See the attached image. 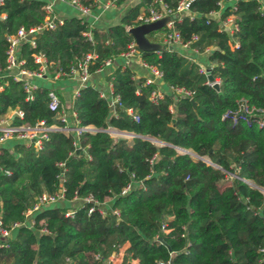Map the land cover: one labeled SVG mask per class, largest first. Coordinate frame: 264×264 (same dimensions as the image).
<instances>
[{
  "label": "trees",
  "instance_id": "obj_1",
  "mask_svg": "<svg viewBox=\"0 0 264 264\" xmlns=\"http://www.w3.org/2000/svg\"><path fill=\"white\" fill-rule=\"evenodd\" d=\"M78 1L91 9L96 5ZM178 2L140 0L106 30L90 27L82 17H66L56 28L35 34L33 47L19 45L17 59L28 71L37 69L34 53L45 57L51 76L57 70L70 75L90 53L87 73L92 74L126 50L133 41L127 29L139 25V17L163 5L180 42L196 36L190 47L208 50L210 74L219 83L218 90L205 84L197 64L173 49L138 50L166 86L182 87L190 98L169 92L152 102L156 83L135 78L127 65L118 64L107 76L118 98L113 110L91 85L82 86L71 101L78 125L95 129L79 134L78 151L72 134L56 129L47 132L39 150L19 142L2 146L0 224L9 235L0 238V264H62L65 258L104 264L125 243L119 264H259L264 257L258 251L264 247V197L257 189L264 184V126H257L264 118V2L188 0L183 14L177 12ZM43 4L3 0L0 6L5 14L0 20V118L20 110L13 123L42 120L62 126L46 106L50 89L37 86L25 99L22 82L5 70L6 37L19 26L40 24ZM228 15L237 26L230 34L219 28ZM169 31L163 26L146 38L162 44ZM241 102L251 112L237 113L232 122L227 112ZM108 129L134 136L114 138ZM58 163H63L62 181ZM225 179L229 184L222 187ZM127 183L130 188L120 194ZM60 187L63 198L41 206L30 215L31 226L25 225L23 212L35 198ZM74 197L107 200L109 207L100 213L92 202H82L65 216Z\"/></svg>",
  "mask_w": 264,
  "mask_h": 264
},
{
  "label": "built area",
  "instance_id": "obj_2",
  "mask_svg": "<svg viewBox=\"0 0 264 264\" xmlns=\"http://www.w3.org/2000/svg\"><path fill=\"white\" fill-rule=\"evenodd\" d=\"M54 1L65 2L71 5L73 8L76 9L79 15L84 18L89 14V11H90V8L88 6L81 5V3L78 0H46L44 1V4H43L44 14H43L42 22L40 24L29 27L27 29L22 26H19L13 34L6 37L7 46L5 50V70L8 71V74L11 75L12 79L22 82V88L27 94L25 99L31 98V91L35 88L34 85H32L30 82L31 78H42V77H46L48 75L51 76V75H50V72L48 71L49 63L45 60V57L41 53L32 54V60L34 63L37 64L36 70L28 71L22 68L21 65L23 64V61L17 59V55H16L17 49L19 45L23 42H28L29 45L33 47L34 46L33 37L35 34L40 33L43 30H52L62 24V19L56 16L55 13L53 12L52 3ZM228 1L232 3L235 0H228ZM257 1L261 3L264 2V0H257ZM2 4H3V0H0V6H2ZM187 5H188V0H179L177 4V12L180 14H183L186 11ZM234 9L235 8L232 7V10ZM166 12L167 11L164 10L163 5H162V10L158 12L153 9H149L147 15H145L144 17H139L140 24L154 22L164 16H168ZM209 15L210 16L216 15L217 17V12H212ZM4 17H5V14L3 12H0V20L4 19ZM164 26L171 30L162 39V45L163 47H167V49L168 47H173L175 45H180L182 47H190V43L196 40V36H192L190 41L181 43L178 33L172 29L173 26H172L171 18L169 19L168 22L165 23ZM219 28L223 31H226L228 34H230L232 31H235L237 29V26L234 22L233 15H228L223 20H221L219 23ZM85 36L87 37V39H90L89 33H86ZM135 55H138V49L134 41H132L127 45L126 50L119 54V56L122 57L124 61V63H122L121 65L123 66L126 65L128 59L132 58ZM93 57L94 56L90 53L86 54L84 59L82 61L77 62L74 65L73 69L70 71V75L74 73L77 76L78 82L82 86L85 85L88 75H89L87 73V63ZM110 63H111V60L106 59L103 61V66H107ZM141 66L147 69L151 75L149 78L145 80L146 83H151L156 78L160 79L161 73L156 69L155 66L148 65L142 61H141ZM197 66H198V71L202 73L205 76V78L207 74H210L211 65L207 67H203L200 65H197ZM63 75L67 76L60 70H57L52 74V78H57ZM218 83L219 81L217 78H213L211 82L205 79V84L209 86H212L213 84H218ZM0 89H1V86H0ZM169 89L171 92L175 94L183 95L188 98H190L191 96V93L183 89L182 87H174V88L169 87ZM78 94H79V90H76L73 94V98L78 96ZM161 94L162 93H160L157 90L151 91L150 96H149L150 101L155 102L158 98L161 97ZM107 103L110 109L113 110L114 105L118 104V98L112 95V93H110V97ZM46 106L49 111L53 112L56 115V118L59 120L60 123H62V126H55V125L47 126L42 120L36 122L33 125H28L24 123H13L12 122L13 116H17L19 118L22 116V113L20 110H14L11 116H2L0 118V148L7 141H14V142H19L23 144L24 146H32L34 149L39 150L42 146V141L45 140L47 137V132L51 129H56L64 133L72 134L74 148L75 150H79V147L77 146V139H78L79 134L84 131L91 132V131H94L95 129L90 126H79L78 121L75 117V113L73 111L71 112V122L68 123L67 116L64 114V112L61 109L59 95L53 89H50L47 91ZM169 110L171 111V108H169ZM127 112L130 113L129 110H127ZM250 112L251 110L247 108L246 104L241 102L239 103L236 111H234L233 113L227 112V114H232V122H234L237 113L244 116V115H249ZM257 126H264V118L260 117L259 119H257ZM111 130L113 129H108L109 134L114 133L119 136L123 135L120 133L112 132ZM120 132H124V131H120ZM124 135L126 136L128 135L129 138L134 136L131 133L130 134L127 133ZM180 151L187 152V151H182V150ZM188 153L194 157V154L190 152ZM57 165L61 167V171L58 175V179L59 181H62V174L64 172V168H62L63 163H58ZM130 186H131L130 183H127L122 188L120 194H124L126 191H128ZM257 189L264 197V184L261 187H257ZM62 195H63L62 187H60L59 190L55 192L54 194H45V193L40 194L39 196L35 198L32 205L23 212L24 219L27 217H30V215L33 212L39 210L41 206L53 204L61 200L63 198ZM75 198L77 197H74L73 199ZM80 199L83 202H92L93 204L96 205L98 211L100 213H103L104 209L99 206L100 203L94 202L90 197H83ZM90 210H92V208H89V211ZM113 212L116 214V211H113ZM64 215L71 216L72 210L66 211ZM20 224L21 223H14L12 227H17ZM8 235H9V231L3 228L0 224V238L4 239ZM258 251L260 253H263L264 247L260 248ZM94 257L97 258L98 255H95ZM117 258H118V253H112L109 255V257L107 258L104 264H115L117 262ZM258 263L264 264V257L260 258L258 260ZM62 264H76V263L70 261L68 258H65Z\"/></svg>",
  "mask_w": 264,
  "mask_h": 264
},
{
  "label": "crops",
  "instance_id": "obj_3",
  "mask_svg": "<svg viewBox=\"0 0 264 264\" xmlns=\"http://www.w3.org/2000/svg\"><path fill=\"white\" fill-rule=\"evenodd\" d=\"M46 1V0H43ZM95 0L96 5L94 8H90L89 14L84 18L82 17L90 27L106 30L109 26L115 25L119 22L123 13L130 7L136 5L140 0ZM117 2V3H116ZM53 12L56 16L61 19L66 17H81L79 13L73 8L71 5L54 1L52 3ZM160 9H162V5H160ZM216 17V15H212ZM178 54L187 59L195 62L197 65L207 67L211 65L207 60L208 50H204L203 52H197L192 47H182L180 45H175L172 47ZM124 63L122 57L118 56L115 60L111 61V63L107 66H103L97 69L94 73L89 74L85 85H91L99 91L100 96L104 97L107 102L110 97L111 87L109 82L107 81V76L110 72L118 65ZM126 65L131 69L135 78L144 77L145 80L149 78L151 75L149 71L141 66V60L138 55L133 56L128 59ZM30 82L34 87L44 85L48 89H53L57 92L60 98L61 109L64 114L67 116L68 123L71 122V101L73 99V94L76 90H79L82 85L77 80V76L73 73L67 76H59L57 78H52V76H46L42 78H31ZM153 82L156 83V89L160 93H169L171 92L169 87L166 86L160 79H154ZM172 109V107H170ZM14 110L8 111L3 116H11ZM116 135V134H115ZM123 138L128 137V135H122ZM14 141H7L2 146L11 147ZM221 182H225L224 186L229 184V180L225 179ZM221 191V189L219 190ZM217 194V193H215ZM207 195L216 196L212 191L207 192ZM82 200L80 198H75L69 201L68 205L70 207L69 210L79 206L82 204ZM110 201H105L100 203V207L105 209L109 207ZM25 225L31 226V218H25ZM127 247V244H123L118 249V258L115 264H119L121 261L122 253Z\"/></svg>",
  "mask_w": 264,
  "mask_h": 264
},
{
  "label": "water",
  "instance_id": "obj_4",
  "mask_svg": "<svg viewBox=\"0 0 264 264\" xmlns=\"http://www.w3.org/2000/svg\"><path fill=\"white\" fill-rule=\"evenodd\" d=\"M169 16H164L154 22L150 23H142L134 27H130L127 29L128 33L131 35L136 47L140 51H159L163 49V45L159 43H153L147 40L146 34H148L151 31H154L160 27H163L166 22L169 21ZM168 49H173L172 47H168ZM206 79L211 82L212 81V75L207 74ZM214 90H218V84H213L211 86ZM194 106V102H191ZM115 133L120 134H127L125 132H120L116 130H111ZM130 134V133H129ZM78 151V150H76Z\"/></svg>",
  "mask_w": 264,
  "mask_h": 264
},
{
  "label": "rangeland",
  "instance_id": "obj_5",
  "mask_svg": "<svg viewBox=\"0 0 264 264\" xmlns=\"http://www.w3.org/2000/svg\"><path fill=\"white\" fill-rule=\"evenodd\" d=\"M110 135L114 138H120L122 136H119V135H115L114 133H110ZM123 138V137H122ZM126 139H130L129 137H125ZM157 144V143H156ZM225 183V182H224Z\"/></svg>",
  "mask_w": 264,
  "mask_h": 264
}]
</instances>
